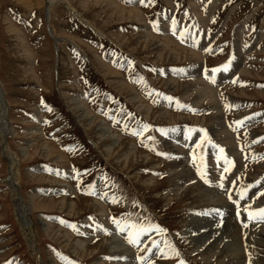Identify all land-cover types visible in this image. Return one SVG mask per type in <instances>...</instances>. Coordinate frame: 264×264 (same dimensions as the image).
<instances>
[{
	"label": "rangeland",
	"instance_id": "obj_1",
	"mask_svg": "<svg viewBox=\"0 0 264 264\" xmlns=\"http://www.w3.org/2000/svg\"><path fill=\"white\" fill-rule=\"evenodd\" d=\"M55 2L0 0L6 146L38 252L0 142V264H264L248 216L264 208V0ZM174 162L205 206L175 191ZM114 221L146 231L130 244Z\"/></svg>",
	"mask_w": 264,
	"mask_h": 264
},
{
	"label": "bare ground",
	"instance_id": "obj_2",
	"mask_svg": "<svg viewBox=\"0 0 264 264\" xmlns=\"http://www.w3.org/2000/svg\"><path fill=\"white\" fill-rule=\"evenodd\" d=\"M48 1L49 4H48ZM54 1H57L56 4H59L61 1H58V0H45V3L50 5L51 3H53ZM46 8H44V10L46 11V15H47V19H50V12L49 10H47L48 6L46 5L45 6ZM68 8V7H67ZM49 17V18H48ZM190 58V57H189ZM4 100L5 99H0V142H1V146H2V149H3V154L5 155V157L7 158V160L9 161L10 165H9V168H8V174H9V186H10V189L12 190L11 192V195L13 196V205L15 207V212H16V216L18 218V221H19V224L21 226V229H22V233H23V236H25V239L27 240V244L30 248V251L32 253V255L37 258L38 257V252L36 251L35 249V242H34V232L32 231V223L30 221H27L26 217L24 216L27 208L26 206H22L20 201L22 202V199H20L19 196V192L17 191L18 187H17V165H16V159L15 157L12 155V154H8V148L6 146V138H7V135L9 134V130L8 128L6 127H9L8 125V121H7V117H6V107L3 106L4 105ZM7 101L5 100V103ZM7 104V103H6ZM176 145V144H175ZM179 149V148H178ZM182 159V158H181ZM174 161V160H173ZM170 172L172 173V177L175 178L176 176L179 178V179H184L185 182L184 183H179V182H176L177 184H175L174 186L176 187L175 191H181V189H190L191 193L189 194V199L191 200L192 204L194 205V203H200L199 205H201L202 203L201 202H205V198H206V195H204L202 193V190L201 188H197V187H194V186H190L188 187L187 185L184 186L185 183H188L189 181L193 180V179H190L189 178V175L187 174L186 170H180L178 168H183V166L181 167V164L180 163H171L170 164ZM178 169V170H177ZM228 174V173H227ZM176 177V179H177ZM175 179V180H176ZM190 184V183H189ZM195 185V184H194ZM205 191V190H203ZM182 192V191H181ZM185 196V195H184ZM209 196V195H208ZM207 196V197H208ZM183 198V197H181ZM201 200V202H200ZM187 201V199H186ZM189 202V201H187ZM199 205H197L199 207ZM204 205V204H202ZM205 206V205H204ZM206 208V207H205ZM204 209V208H203ZM250 209V208H249ZM252 209V207H251ZM29 210V209H28ZM203 212V211H202ZM28 213V212H26ZM30 219V218H29ZM232 224V223H231ZM236 226V225H235ZM239 226V225H238ZM237 227V226H236ZM242 228V227H241ZM252 228V227H251ZM256 229V227H255ZM222 230V229H221ZM234 232V231H233ZM238 233V232H237ZM252 233V232H250ZM216 234V233H215ZM234 234V233H233ZM210 236V235H209ZM208 237V236H207ZM228 238V237H227ZM256 241L258 243H261L262 244V247L264 248V233H260L258 234V236L256 237ZM196 243V242H195ZM116 246V245H115ZM122 247V246H121ZM228 248V247H227ZM222 250V249H221ZM258 250V249H256ZM118 252H120V254L122 256H124V254L128 253L127 251H121L119 250ZM118 252H115L113 254H117ZM130 255V254H129ZM229 255V254H228ZM127 257V256H126ZM261 257V256H260ZM210 258V257H209ZM225 258V257H224ZM223 258V259H224ZM228 258V257H227ZM232 258V257H231ZM230 258V260H231ZM238 258V257H236ZM211 259V258H210ZM229 259L226 261V262H231ZM264 260V259H263ZM224 261V260H223ZM244 261V260H243ZM242 261V262H243ZM227 263V264H229ZM232 263V262H231ZM223 264V263H222Z\"/></svg>",
	"mask_w": 264,
	"mask_h": 264
},
{
	"label": "snow or ice",
	"instance_id": "obj_3",
	"mask_svg": "<svg viewBox=\"0 0 264 264\" xmlns=\"http://www.w3.org/2000/svg\"><path fill=\"white\" fill-rule=\"evenodd\" d=\"M149 2H151V0H149ZM141 3H144V0H141ZM181 37H183V34H181ZM129 63H131V62H129ZM227 69H228V64H225L223 66V70L227 71ZM217 71H220V69L217 68V69L212 70L213 74H215V72H217ZM213 82H214V80H213ZM166 99L169 102H171L173 100L172 97H166ZM176 103H177V107H183L182 105L179 104L178 101ZM144 127H145V129H147V126H144ZM132 134L133 135H142L143 133L133 132ZM220 152L223 153V149H220ZM158 154H163V153H158ZM261 158L264 159V157H261ZM225 163L230 164L231 162L225 158ZM228 170H229L228 168H225V171H228ZM205 182H207V181H205ZM221 187H222V185H221ZM240 195L243 196L244 193H241ZM113 202H115V200H113ZM248 216H249V219L253 218V216H258L260 219H264V208L259 209L258 212H256V213L249 211ZM114 223L116 224L117 228L121 231H124L125 227H127L129 229L128 242L130 244H138L139 243V236L146 231V229H144L142 226L140 228H137L135 225H122L120 221H114ZM156 230L161 231V229H159L158 226H157ZM171 251L175 252L174 249H171ZM176 255L178 256L179 254L176 253ZM180 264H183V261H180Z\"/></svg>",
	"mask_w": 264,
	"mask_h": 264
},
{
	"label": "water",
	"instance_id": "obj_4",
	"mask_svg": "<svg viewBox=\"0 0 264 264\" xmlns=\"http://www.w3.org/2000/svg\"><path fill=\"white\" fill-rule=\"evenodd\" d=\"M0 93H1V95H2V99H4V96H3V91H2V87H1V85H0ZM3 106H5L6 107V117H7V120H8V108H7V104H4ZM9 126H10V124H8ZM10 134V133H9ZM8 134V135H9ZM8 135H7V137H8ZM7 181H9V177L7 178Z\"/></svg>",
	"mask_w": 264,
	"mask_h": 264
}]
</instances>
